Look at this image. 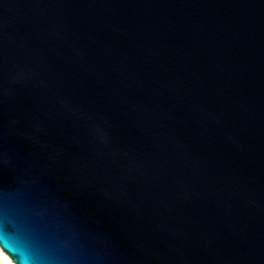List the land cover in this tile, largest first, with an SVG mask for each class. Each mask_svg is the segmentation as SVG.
<instances>
[{
  "label": "water",
  "instance_id": "water-1",
  "mask_svg": "<svg viewBox=\"0 0 264 264\" xmlns=\"http://www.w3.org/2000/svg\"><path fill=\"white\" fill-rule=\"evenodd\" d=\"M0 249L264 264V0H0Z\"/></svg>",
  "mask_w": 264,
  "mask_h": 264
},
{
  "label": "bare ground",
  "instance_id": "bare-ground-1",
  "mask_svg": "<svg viewBox=\"0 0 264 264\" xmlns=\"http://www.w3.org/2000/svg\"><path fill=\"white\" fill-rule=\"evenodd\" d=\"M0 262L1 264H14L11 259L0 249Z\"/></svg>",
  "mask_w": 264,
  "mask_h": 264
},
{
  "label": "rangeland",
  "instance_id": "rangeland-1",
  "mask_svg": "<svg viewBox=\"0 0 264 264\" xmlns=\"http://www.w3.org/2000/svg\"><path fill=\"white\" fill-rule=\"evenodd\" d=\"M0 264H1V262H0Z\"/></svg>",
  "mask_w": 264,
  "mask_h": 264
}]
</instances>
